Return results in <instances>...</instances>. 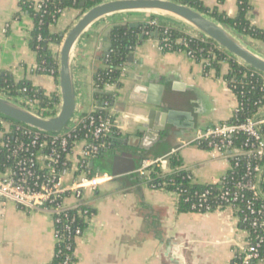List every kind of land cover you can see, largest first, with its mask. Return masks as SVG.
Here are the masks:
<instances>
[{"label":"crops","instance_id":"obj_1","mask_svg":"<svg viewBox=\"0 0 264 264\" xmlns=\"http://www.w3.org/2000/svg\"><path fill=\"white\" fill-rule=\"evenodd\" d=\"M19 1L0 0V72H8L15 82L28 80L46 94L57 95L53 76L31 72L37 63L36 53L29 44L33 22L20 9ZM201 1L208 7L217 6L229 17L236 15L237 0ZM250 3L248 19L264 29V0H250ZM80 15L79 10H65L50 26V31L63 36ZM148 19L143 13L116 14L101 19L84 34L75 49L78 116L98 106L110 109L107 112L117 123L118 139L127 143L106 152L108 160L103 158L105 154L99 158L102 160H95L96 171L111 174L112 155L116 150L140 153L149 161L177 152L196 183H218L228 168L225 161L211 159L206 149L180 146L191 139L196 130L231 118L236 98L222 77L228 71L227 63L221 65L220 75L214 70L206 74L202 65L185 53L162 52L155 37L143 35L130 51L128 58L131 56L132 61L127 59L120 78L121 88L106 85L98 90L94 87L93 71L103 55L100 39L104 32L111 31L114 25L146 23ZM165 20L189 33L199 34L179 22ZM231 33L264 57L263 42ZM148 83L164 85L162 108L153 103L158 99L157 92L150 95L146 92ZM96 95L111 97L112 106L108 102L107 106H102L104 101H97ZM163 109H168L171 115L163 116ZM150 110L157 111L158 115L148 119ZM148 123L164 125V131L149 150L134 147L145 135L139 127H146ZM139 167L98 187L93 203L95 215L75 243L72 264H230L245 238L232 210L180 213L176 196L163 189L150 188L138 176ZM53 253L50 217L25 212L0 200V264H50Z\"/></svg>","mask_w":264,"mask_h":264},{"label":"built area","instance_id":"obj_2","mask_svg":"<svg viewBox=\"0 0 264 264\" xmlns=\"http://www.w3.org/2000/svg\"><path fill=\"white\" fill-rule=\"evenodd\" d=\"M44 1L34 4L38 7ZM158 22V18L154 17L146 23L157 26ZM157 45L161 51L165 47V44L158 42ZM183 53L191 58V51ZM120 69L122 76L126 66L122 65ZM250 71L251 75L261 78L264 86V75L253 69ZM31 72L39 74L44 72V68L36 65ZM44 74L53 76L54 70ZM226 84L236 98V107L231 116L235 117L240 107L236 93L239 96L242 90L233 79ZM17 100L13 101L41 116H51L58 109L57 104L53 114L44 115L43 111L46 110H37V100L25 96ZM103 103L102 106H107L106 101ZM258 109L254 116L241 121L235 118L234 121H223L198 129L191 139L183 141L180 146L206 149L211 159H221L228 165L218 181L221 189L214 211L232 210L237 217L239 230L245 234L243 247L234 253L230 264H264L260 254V249L264 247V205L255 206V201L261 196L259 181L264 170V104ZM113 123L117 126L114 118ZM110 127L111 120L96 116L95 110L73 118L57 134L13 124L0 116V200L12 203L25 212L50 217L54 238L53 258L60 259L57 264L73 263L75 243L84 235L95 215L94 194L100 185L114 178L108 173H98L95 166H91V162L106 147L104 139L111 135ZM239 136L243 137L240 141ZM241 162L244 163L243 171L238 173L236 169ZM154 164L161 167L162 174L171 172L166 155L143 161L136 170L138 176L145 178ZM181 168L188 172V179L193 182L190 171L183 166ZM173 194L177 199L178 195ZM209 194L208 189L193 194L191 209L194 213H209Z\"/></svg>","mask_w":264,"mask_h":264},{"label":"trees","instance_id":"obj_3","mask_svg":"<svg viewBox=\"0 0 264 264\" xmlns=\"http://www.w3.org/2000/svg\"><path fill=\"white\" fill-rule=\"evenodd\" d=\"M103 1L105 0H45L43 3H39L38 7L30 0L19 1L20 9L26 12L33 22L29 44L36 53V65L44 68V72H39V74L54 70L53 77L55 80L57 79L56 49L60 45L62 33L51 32L50 26L56 22L61 12L68 9H76L82 13L86 9ZM175 1L194 8L233 33L249 36L264 43V29L256 27L247 17V13L252 8L250 0L236 1L237 12L234 17H229L225 13L220 12L217 6L208 7L204 5L201 0ZM154 17L149 16V18ZM157 18L159 21L157 26L140 23L136 28H129L127 24L114 25L111 28L108 53L99 57L93 71L94 87L96 89L100 90L106 85H112L116 89L121 88L120 68L126 64L130 51L139 43L137 34L150 36L151 33L157 31L155 40L160 45L165 44L162 52L191 51V58L202 65L203 71L206 74L214 70L216 75H220L221 65L227 63L228 71L222 76L223 80L226 83H229L232 79L235 80L237 86L241 87L242 90L241 95L238 96V93H236L240 101L239 110L235 113V117L233 116L228 120L229 122L234 121L235 118L241 121L245 117L254 116L259 112L258 108L264 104V86L261 78L251 75L249 68L239 64L211 40L204 38L203 35L197 34L196 37L192 36L184 28L172 25L163 18ZM53 46L56 49H53ZM23 88L26 90L22 91ZM0 94H4L6 97L16 101H18V97L22 96L37 100V110H46L43 111L44 115L53 114L58 104V96L55 93L46 94L43 89L33 86L28 80L15 82L8 72H0ZM96 99L100 102L106 101L109 104L112 98L96 95ZM95 115L110 119V129L112 131L111 135L104 139L106 147L96 156L95 160H97L111 150L114 139L118 138L120 133L117 126L113 123L114 117L108 114L107 109L98 106L95 108ZM9 121L15 124L14 121ZM242 139L243 137L239 136V141ZM167 165L169 170H171L170 173L162 174L161 167L154 164L149 169L148 175L142 178L143 181L150 188L163 189L177 194L176 207L180 213L195 212L191 209L193 194L208 189L210 192L208 197L209 200L211 199L209 212H213L221 184H199L195 180L192 182L188 179V172L181 168L183 162L177 152L167 154ZM243 167L244 163L241 162L236 171L238 173L242 172ZM259 187L261 196L255 201V206L259 204L264 205V170L259 181ZM186 198L189 200L187 201ZM203 211L205 210L201 212ZM243 227L246 226L243 225ZM60 247L62 248L63 245H60ZM260 254L264 258V247L260 249ZM59 260V258H53L50 264H57Z\"/></svg>","mask_w":264,"mask_h":264},{"label":"water","instance_id":"obj_4","mask_svg":"<svg viewBox=\"0 0 264 264\" xmlns=\"http://www.w3.org/2000/svg\"><path fill=\"white\" fill-rule=\"evenodd\" d=\"M83 4V3H82ZM143 13L148 16H155L179 22L191 30L203 35L224 50L231 58L241 65L253 69L264 75V57L247 48L240 40L223 27L220 23L202 14L194 8L181 4L175 0H105L81 13L72 26L62 36L57 53V89L58 109L51 116H41L21 104L0 95V116L15 123L30 127L43 133L57 134L62 132L77 113V93L74 77V52L85 33L96 22L116 14ZM140 23H127L129 28H136ZM110 29H107L100 39L103 45V55L108 53ZM157 36V31L150 34ZM143 39V35L137 34ZM128 60L131 62L132 57ZM108 88H112L109 86ZM148 95L157 92V100L154 105L162 108L165 104L162 101L164 85L148 83L146 85ZM112 102L110 106H112ZM110 110V109H107ZM163 116L171 115L168 109H163ZM158 115L157 111L150 110L148 119ZM145 135L139 140V144L133 145L142 150H149L159 133L164 131L163 127L154 126L148 123L146 127H139ZM127 143L121 139H114L111 148L115 150L119 145ZM130 145V144H128ZM112 166L110 173L114 177L132 173L137 165L149 158L140 153H132L116 150L113 152ZM94 166V161L91 166Z\"/></svg>","mask_w":264,"mask_h":264},{"label":"rangeland","instance_id":"obj_5","mask_svg":"<svg viewBox=\"0 0 264 264\" xmlns=\"http://www.w3.org/2000/svg\"><path fill=\"white\" fill-rule=\"evenodd\" d=\"M87 36H89V34H87ZM77 116H78V114L76 113L74 119L77 118ZM108 157H109V156L105 154L103 158H105V159L108 160ZM103 158H101V159H99V160H102ZM95 171H96V167H95ZM98 173H100V172H98Z\"/></svg>","mask_w":264,"mask_h":264},{"label":"flooded vegetation","instance_id":"obj_6","mask_svg":"<svg viewBox=\"0 0 264 264\" xmlns=\"http://www.w3.org/2000/svg\"><path fill=\"white\" fill-rule=\"evenodd\" d=\"M112 149V148H111Z\"/></svg>","mask_w":264,"mask_h":264}]
</instances>
